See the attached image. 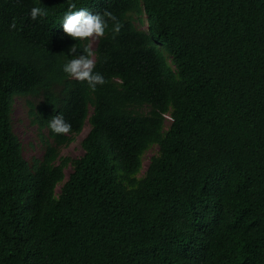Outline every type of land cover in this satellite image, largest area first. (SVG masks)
I'll return each mask as SVG.
<instances>
[{"label": "trees", "instance_id": "16d2710c", "mask_svg": "<svg viewBox=\"0 0 264 264\" xmlns=\"http://www.w3.org/2000/svg\"><path fill=\"white\" fill-rule=\"evenodd\" d=\"M69 3L123 24L93 48L95 92L62 70L89 44L63 31ZM0 264H264V0H0Z\"/></svg>", "mask_w": 264, "mask_h": 264}, {"label": "clouds", "instance_id": "9594fccd", "mask_svg": "<svg viewBox=\"0 0 264 264\" xmlns=\"http://www.w3.org/2000/svg\"><path fill=\"white\" fill-rule=\"evenodd\" d=\"M75 9L76 4L69 3L68 11L63 18V31L69 37L79 41H91L93 38H103L106 30L109 29V21L112 22V38L115 39L120 34L123 24L111 12L105 11L103 14H92L86 8ZM29 15L30 19L35 21L40 17L46 16L47 13L40 7H33ZM9 27L10 29H15V21ZM80 49H82L83 54L78 55L76 54L77 46L74 45L69 49V53L73 55V58L63 65L62 70L68 78L81 83L86 82L88 88L92 92H95L98 86H103L109 81L101 73L95 71L97 61L94 59L95 53L90 43ZM177 79H179L178 74ZM117 83L123 84V80L120 79ZM48 126L55 135H64L71 131V124L65 120L63 114L53 116Z\"/></svg>", "mask_w": 264, "mask_h": 264}, {"label": "rangeland", "instance_id": "374dc122", "mask_svg": "<svg viewBox=\"0 0 264 264\" xmlns=\"http://www.w3.org/2000/svg\"><path fill=\"white\" fill-rule=\"evenodd\" d=\"M143 20L140 21L136 18V25L141 29H146L147 22L145 20V15L142 14ZM98 38H93L89 41L92 49L95 47ZM39 98L34 96H27L26 98L17 97L14 102V114H13V126L14 130L19 136L22 143V153L29 160L30 163L34 161L35 158L42 156L44 151V146L39 136L37 135L38 130L35 124H33L28 116V102L27 101H37ZM143 110H147V107H143ZM89 129L88 121L85 122L81 131L71 134V141L61 146L60 154L69 157H77L83 153V148L80 144L82 137ZM158 146L154 145L148 151H146L142 157V171H144L151 155L157 152ZM70 168H66V172ZM58 189V187H57Z\"/></svg>", "mask_w": 264, "mask_h": 264}]
</instances>
